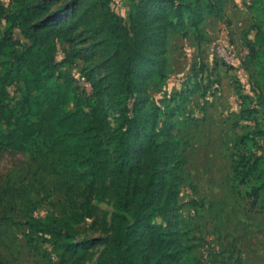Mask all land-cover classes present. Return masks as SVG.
<instances>
[{"label": "trees", "instance_id": "16d2710c", "mask_svg": "<svg viewBox=\"0 0 264 264\" xmlns=\"http://www.w3.org/2000/svg\"><path fill=\"white\" fill-rule=\"evenodd\" d=\"M71 4L75 12L58 22L47 17L48 0H12L10 10L0 0V151L29 152L45 160L70 191L89 194L85 211L28 216L26 223L55 247L76 253L72 264H80L84 249L74 243L76 225L97 211L91 200L110 197L109 234L96 264H202L191 254L196 246L178 238L186 158L175 117L186 107L171 100L185 94L153 104L147 87L168 75V31L204 40L207 16L220 15L224 0H130L127 17L114 0ZM248 9L259 21L254 39L246 42V61L256 67V104L264 109V0H249ZM59 38L88 40L74 52L90 54L81 69L89 92L61 70L70 59L57 60ZM237 140L245 148L233 171L240 183L253 180L249 197L257 201L264 193V127Z\"/></svg>", "mask_w": 264, "mask_h": 264}, {"label": "rangeland", "instance_id": "374dc122", "mask_svg": "<svg viewBox=\"0 0 264 264\" xmlns=\"http://www.w3.org/2000/svg\"><path fill=\"white\" fill-rule=\"evenodd\" d=\"M48 1L50 19L62 22L75 12L71 0ZM1 2L10 10L12 0ZM114 2L118 13L127 17L130 0ZM248 4L249 0H224L220 15L207 16L204 40L169 30L168 75L164 80H151L147 87L153 104L162 105L176 93L185 94L171 100L173 106L180 102L186 107L175 117L180 152L186 158L178 197V238L196 246L191 254L202 264H264V193L253 201L249 197L253 180L240 183L232 167L245 148L237 136L264 127V109L256 104L260 79L253 62L229 63L219 58L214 47L215 37L226 27L239 53L243 42L254 39L259 19ZM4 27L3 22L0 29ZM15 35L28 43L20 29ZM88 43L61 38L57 42V60L70 59L61 70L75 77L86 92L91 85L81 69L90 54L81 50L75 55L74 51ZM228 56L233 59L231 53ZM10 91L17 93L15 86ZM254 107L258 111L247 116ZM46 165L29 152L0 151V264H72L78 256L55 247L26 223L28 216L44 219L50 213L65 217L85 211L88 192L76 195ZM91 203L98 205L95 214L76 225L74 243L84 249L80 264H96L109 234L112 199Z\"/></svg>", "mask_w": 264, "mask_h": 264}, {"label": "built area", "instance_id": "2783aa9c", "mask_svg": "<svg viewBox=\"0 0 264 264\" xmlns=\"http://www.w3.org/2000/svg\"><path fill=\"white\" fill-rule=\"evenodd\" d=\"M224 30L225 31H223L222 34L215 37V40H214V47H215L217 53L218 54L220 53L219 58L226 60L229 63H234L237 60L241 61V62L246 61L247 57L250 54L249 46L245 42H243L244 43L243 50H242V52L239 53L238 52L239 50L237 48L233 47V45L231 44L230 37L228 36L229 35L228 27H226ZM229 53H231V55H232V58H233L232 60H228L229 58H231L228 56Z\"/></svg>", "mask_w": 264, "mask_h": 264}]
</instances>
